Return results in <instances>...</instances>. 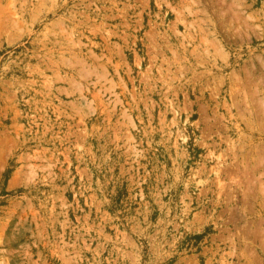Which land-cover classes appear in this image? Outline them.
<instances>
[{
  "label": "rangeland",
  "instance_id": "1",
  "mask_svg": "<svg viewBox=\"0 0 264 264\" xmlns=\"http://www.w3.org/2000/svg\"><path fill=\"white\" fill-rule=\"evenodd\" d=\"M263 157L264 0H0V264H264Z\"/></svg>",
  "mask_w": 264,
  "mask_h": 264
},
{
  "label": "bare ground",
  "instance_id": "2",
  "mask_svg": "<svg viewBox=\"0 0 264 264\" xmlns=\"http://www.w3.org/2000/svg\"><path fill=\"white\" fill-rule=\"evenodd\" d=\"M251 77V76H250ZM250 82V81H249ZM247 83V82H246ZM263 85V84H262ZM238 87V86H237ZM243 87V86H242ZM244 88V87H243ZM247 88V87H246ZM242 94H243V98L246 100V103L247 104H250V102H249V95L246 93V91H245V89H243L242 90ZM261 99V98H260ZM262 101V100H261ZM247 104H245V105H247ZM247 112H250V114H251V111H249V110H247ZM243 147V146H242ZM221 157H223V156H219V157H217V160L218 159H220ZM234 158V157H233ZM264 158V157H263ZM221 159H223V158H221ZM225 160V159H224ZM247 160V159H246ZM242 161V160H241ZM264 161V160H263ZM219 162V161H218ZM247 162V161H246ZM243 164H245V161H242V165ZM218 166L216 167V169H214L213 170V173H215V175L216 176H218V178L216 177V179L218 180V185L220 186V187H218L219 188V190H220V192L225 188V183H224V178L222 179V178H220L221 177V175L224 173L223 171H225L226 169H225V167H226V162H219L218 164H217ZM246 165L247 164H245V167H246ZM235 167V166H234ZM246 169V168H245ZM254 169V168H253ZM247 171V169L246 170H244V172H246ZM248 173V172H247ZM247 173H245V178H246V183H247V181H249V180H247V178H248V176H247ZM262 173V172H261ZM227 174H226V172H225V175L223 176V177H225ZM230 175V174H229ZM264 176V175H263ZM227 177V176H226ZM240 177V176H239ZM238 177V175L236 176V177H232V175H231V178L229 179L230 181H232L235 185L237 184L239 187L241 186V188H242V185L244 184V182H243V180H242V182H243V184L241 183V181H240V178ZM239 178V179H238ZM245 180V179H244ZM252 181V180H251ZM263 181V180H262ZM199 183V182H198ZM246 187V186H245ZM220 192L218 193V196L220 195ZM252 192V191H251ZM261 232V231H260Z\"/></svg>",
  "mask_w": 264,
  "mask_h": 264
}]
</instances>
